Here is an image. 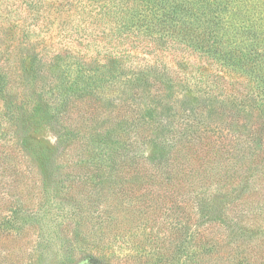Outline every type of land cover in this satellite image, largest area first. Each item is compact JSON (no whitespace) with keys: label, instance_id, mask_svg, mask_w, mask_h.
Segmentation results:
<instances>
[{"label":"rangeland","instance_id":"374dc122","mask_svg":"<svg viewBox=\"0 0 264 264\" xmlns=\"http://www.w3.org/2000/svg\"><path fill=\"white\" fill-rule=\"evenodd\" d=\"M231 1L238 11L235 22L250 20L256 32L228 31L240 40L258 34L263 50L264 0ZM148 4L0 0V109L6 105L0 113V224L16 210L15 224L27 232L0 238V264H146L152 244L168 243L163 238L176 225V216L169 211L155 218L133 215L129 201L120 196L122 210L108 217L106 199L117 191L101 199L97 190L95 178L109 170L111 161L88 156L89 137L113 122L111 116L118 120L138 112L134 96L118 85L149 73L187 86L191 99L200 93L205 98L204 90L220 98L257 90L254 76L226 69L187 46L172 29L143 19L140 7ZM97 81L108 91L87 98L83 88ZM66 92L86 97L71 100L68 112L56 117L53 98L59 94L63 99ZM11 100L27 108V115L11 112ZM151 149V144L136 146L129 154L144 158ZM91 153L99 155L95 148ZM3 208L8 211L2 213Z\"/></svg>","mask_w":264,"mask_h":264},{"label":"trees","instance_id":"16d2710c","mask_svg":"<svg viewBox=\"0 0 264 264\" xmlns=\"http://www.w3.org/2000/svg\"><path fill=\"white\" fill-rule=\"evenodd\" d=\"M148 1L140 7L143 19L172 29L187 46L218 59L226 69L254 76L257 90L222 98L204 90L205 98L200 93L191 99L187 86L149 73L118 85L134 96L138 112L118 120L111 116L113 122L92 132L85 146L100 163L111 161L109 170L95 178L101 199L117 191L106 199L109 208L104 211L115 218L114 211L122 210L120 196H125L133 215L155 218L169 211L176 216V225L163 238L168 243L152 244L146 264H264V49L258 34L240 40L230 32H256V25L245 18L235 22L238 11L231 0ZM105 91L101 81L82 90L87 98ZM74 93L53 98L56 117L68 112L71 100L86 97L73 98ZM11 103V112L27 115V108ZM147 144L152 148L148 156L129 154ZM94 148L99 155L91 153ZM3 218L0 238H17L26 231L15 224L16 210Z\"/></svg>","mask_w":264,"mask_h":264}]
</instances>
